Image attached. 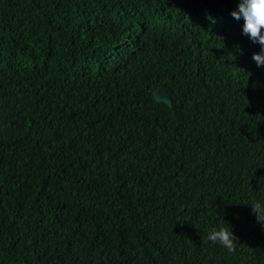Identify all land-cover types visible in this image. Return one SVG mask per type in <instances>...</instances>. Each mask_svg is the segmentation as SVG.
<instances>
[{
    "label": "trees",
    "instance_id": "16d2710c",
    "mask_svg": "<svg viewBox=\"0 0 264 264\" xmlns=\"http://www.w3.org/2000/svg\"><path fill=\"white\" fill-rule=\"evenodd\" d=\"M0 264H264V0H0Z\"/></svg>",
    "mask_w": 264,
    "mask_h": 264
}]
</instances>
